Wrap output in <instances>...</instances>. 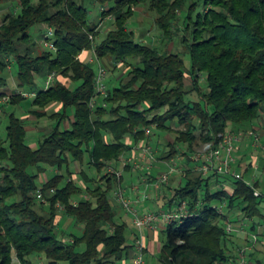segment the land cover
Returning <instances> with one entry per match:
<instances>
[{
	"label": "trees",
	"instance_id": "obj_1",
	"mask_svg": "<svg viewBox=\"0 0 264 264\" xmlns=\"http://www.w3.org/2000/svg\"><path fill=\"white\" fill-rule=\"evenodd\" d=\"M11 1L0 22V109L3 99L17 106L34 96L31 122L46 123L36 144L29 141V117L11 114L6 137L0 129V264H16L15 257L22 264L134 258L135 240L127 234L132 226L115 193L126 173L135 172L124 169L122 159L147 139L146 129L162 134L155 144L159 160L183 154L189 162L198 146L220 134L263 128L264 0ZM139 8L158 28V42L131 30ZM35 27L42 29L41 39L33 35ZM45 39L56 50L45 47ZM83 54L102 60L111 72L124 67L127 78L114 85L107 80L103 98L95 87L97 64ZM14 64L17 88L11 91ZM259 163L255 187L261 197L245 181L253 163L243 180L204 178L186 169L159 191L152 189L149 200L166 203L150 211L187 202L193 214L159 230L160 264L237 258L243 246L237 234L226 233L227 217L248 222L264 238V160ZM109 167L126 172L118 177ZM39 190L46 202L37 197ZM225 202L222 216L218 208Z\"/></svg>",
	"mask_w": 264,
	"mask_h": 264
},
{
	"label": "built area",
	"instance_id": "obj_2",
	"mask_svg": "<svg viewBox=\"0 0 264 264\" xmlns=\"http://www.w3.org/2000/svg\"><path fill=\"white\" fill-rule=\"evenodd\" d=\"M53 30L49 31L48 36H52ZM44 46L56 50L54 42L45 39ZM92 63L98 64L95 87L97 93L106 98L108 96L107 80L108 71L97 57H92ZM55 80V75H50L46 81V87ZM27 95V94H26ZM8 100V98L6 99ZM95 102H92V106ZM145 141L132 145L131 152L122 159L123 168L131 167L133 171L141 174L143 182L146 184L144 190L140 186L132 185L131 190L137 196L133 200L127 196V187H120L116 193V200L123 206L126 214L132 218V224L138 229V235L135 237V253L133 264H147V244L144 233L146 230L154 231L160 230L166 224L174 222H182L186 218H190L193 214L188 208L187 202H182L171 210H160L153 212L150 210L141 209V205L146 200H149L151 191H159L163 185L170 183L173 176L181 174L186 169H190L194 173L201 174L204 178L214 177H230L237 180H243V173L239 172L238 159L236 153L239 145L244 140H249L250 145L255 151L264 150L262 137L258 131L251 129L245 132L233 133L227 132L220 134L219 140L214 142H207L201 145V148L191 154L190 161L183 154L176 158L167 160H159V149L152 144L153 130L146 129ZM258 157H254L250 163L254 165V172L250 180H245L246 183L255 189V195L261 197L263 193L255 187L258 181L257 172L259 170ZM161 163L165 171L156 177V181L150 183V176L154 173L155 168H158ZM108 172L116 174L118 177L123 176V171H118L113 167H109ZM37 197L46 202L41 190L38 191ZM228 204L225 202L219 206V212L222 216L226 214ZM62 208V207H61ZM225 230L228 235L242 234L248 238V244L238 250V257L232 258L227 264H253L250 260V252L260 243L259 234L251 231L250 224L243 222L237 224L233 222L230 217L224 220ZM16 264H22L17 257H15Z\"/></svg>",
	"mask_w": 264,
	"mask_h": 264
},
{
	"label": "rangeland",
	"instance_id": "obj_3",
	"mask_svg": "<svg viewBox=\"0 0 264 264\" xmlns=\"http://www.w3.org/2000/svg\"><path fill=\"white\" fill-rule=\"evenodd\" d=\"M13 8V3L11 0H0V22L2 21V19L4 18V16L9 12L11 11V9ZM138 11L140 12L138 16H136L130 23V28L131 30L135 31L137 36H145L144 40L147 41L148 43L150 42H158L159 41V38H160V32L158 30V28L153 24V20L149 17V15H146L147 13H144L145 10H143V8H139ZM98 14H95V12L92 14V17L95 18V16H97ZM107 23L104 24V26H106ZM108 27L106 26L105 29H107ZM33 35H35L36 37L40 38L41 39V35H42V29L40 27H35L33 29ZM186 61L188 63V65H190V58L187 57L186 58ZM101 64H103L102 60H100ZM97 64V63H96ZM104 65V64H103ZM107 71H108V80L111 81L112 85H114L116 83V81H118L119 79H123L125 80L127 77L126 75V71H125V68L120 66L119 68L115 69L114 71H110L106 66H104ZM11 77H10V81H9V85H8V89H10L11 91H14L16 90L17 88V71H18V67L17 65H13L12 68H11ZM97 69H98V64H97ZM7 95L11 97L12 93L10 91H7ZM7 96V97H8ZM31 98H29V101L27 102H24L23 104H20V105H17V106H14V105H8L10 100H6V99H3L2 103H4V107H2L0 109V129H1V134L3 137H6V134H7V125L9 123V118H10V115L11 114H15L17 117H20V118H24V117H29V124L30 126H32V128L30 129L29 131V141L30 143H33V144H36L39 139L42 137L43 135V128H44V124L46 122H42L40 125H35V124H32V122L36 119L34 115H31L30 114V110L32 109V101L34 99V96H30ZM8 105V106H7ZM32 121V122H31ZM48 124V123H47ZM263 128H260V130L258 129H255V131H258L259 134H260V137H262V143L264 141V122H263ZM254 129V128H253ZM251 130V129H249ZM247 130V131H249ZM233 133H239V132H245V131H239V132H236V131H231ZM159 134H157V132L155 133V136L152 137V141H153V145L157 144V141L159 140ZM162 135V134H160ZM174 137L171 135H168L166 136V140L167 141H171ZM166 140H163L161 141V144L162 145H165V143H168ZM264 144V143H263ZM201 148V146H198L195 150L198 151L199 149ZM260 151V150H259ZM258 152V151H256ZM260 152H258L257 154H255V156H253L252 158L254 157H258V154ZM178 157V156H177ZM236 157H237V161H238V169H239V172L243 173L246 171L247 169V165L246 164H243V166H241L240 162H239V154L236 153ZM174 158V157H172ZM176 158V157H175ZM165 160V159H164ZM163 161V160H161ZM167 161H169L167 159ZM244 161L242 160V163ZM163 163H161V165L158 167V168H155L154 170V173L155 175H160L161 172H164L165 171V168L162 167ZM258 165H259V169H261V163L258 162ZM242 168H241V167ZM123 167V165H122ZM133 170V169H132ZM124 172V171H123ZM126 172V171H125ZM124 172V173H125ZM140 175V176H139ZM135 177H133V179H127V185L128 187L127 188H130L132 187V185H137V186H140L142 190H144V182H142V177L140 173L138 174H135L134 175ZM140 178V179H139ZM131 180V181H130ZM123 187H126L125 184ZM125 213V212H124ZM123 213V215H124ZM126 214V213H125ZM125 216V219L126 221L129 222V224H132V218L130 216H128L127 214L124 215ZM68 225L65 223V221H63V223L61 224V227L63 229H67ZM74 231V229H68V231ZM128 237H129V241H131V236H132V232L131 230L128 231ZM146 260H147V264H160L159 263V256L158 255H155V256H152V255H147L146 256ZM130 264L133 263V260L132 259H128L127 260ZM121 262L117 263V264H120ZM34 264H49L48 262H46L45 260L43 259H36Z\"/></svg>",
	"mask_w": 264,
	"mask_h": 264
},
{
	"label": "crops",
	"instance_id": "obj_4",
	"mask_svg": "<svg viewBox=\"0 0 264 264\" xmlns=\"http://www.w3.org/2000/svg\"><path fill=\"white\" fill-rule=\"evenodd\" d=\"M85 57H86V60H88V59L90 60L92 58V55L91 54H83V58H85ZM258 152H260L258 154V162L259 161H263L264 159L262 158V160H261L260 158L264 157V150H260ZM258 152H256L254 150V148L250 145V141L249 140H244L239 145V149L237 151V153L239 154V157H240L239 158L240 159L239 162L241 163L240 165L243 166V164H246V165L249 164L253 160L252 157L255 156V154H257ZM259 156H261V157H259ZM244 158H245V160L242 163V160ZM162 167L164 168V166H162ZM135 174H136L135 172H133V173L127 172L126 173V178H125V186L126 187H128L127 179H131L132 180L133 177H135L134 176ZM155 176L158 177V175H155ZM263 178H264V176H263ZM127 196L129 198L133 199V200H136V197H137L132 192L131 188H127ZM165 203H166V200H164L163 198L156 199L155 201L146 200L143 203V205H141L140 207L143 210H150V209L152 210V208H154L155 206L159 207V208L164 207ZM131 226H132V229H131L132 236H131L130 239H131V242H134L135 237H136V233H135L136 229L134 228L133 224H131ZM144 236H145L146 244H147V248H148L147 255H152V256L157 255L159 253V250H160L159 230H157L156 232L150 231V230H146L145 233H144ZM236 236H237V241H238L239 246H245V245L248 244L249 240H248V238L246 236H244L242 234H237ZM249 258L253 262V264H258L259 261L264 262V238L260 239V243L250 252V257ZM120 264H130V263L128 261H122Z\"/></svg>",
	"mask_w": 264,
	"mask_h": 264
}]
</instances>
